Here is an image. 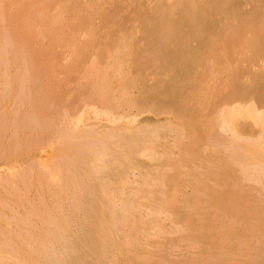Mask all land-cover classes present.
Listing matches in <instances>:
<instances>
[{
    "label": "rangeland",
    "instance_id": "rangeland-1",
    "mask_svg": "<svg viewBox=\"0 0 264 264\" xmlns=\"http://www.w3.org/2000/svg\"><path fill=\"white\" fill-rule=\"evenodd\" d=\"M31 2L0 0V264H264V168L218 118L264 134V0Z\"/></svg>",
    "mask_w": 264,
    "mask_h": 264
},
{
    "label": "bare ground",
    "instance_id": "bare-ground-1",
    "mask_svg": "<svg viewBox=\"0 0 264 264\" xmlns=\"http://www.w3.org/2000/svg\"><path fill=\"white\" fill-rule=\"evenodd\" d=\"M20 2H21V7L20 8H22V9H25V8H27V9H30L31 7H35L36 5L35 4H33L32 2H31V0H19ZM35 3V2H34ZM9 5V4H8ZM43 5V4H42ZM19 6H20V4H19ZM44 6V5H43ZM5 7V6H4ZM37 7V6H36ZM45 9V8H44ZM2 10V9H1ZM30 11V10H29ZM52 11V10H51ZM52 13V12H51ZM13 15H15V14H13ZM39 15V14H38ZM57 15V14H56ZM20 16V15H19ZM24 17H25V15H23ZM55 16V15H54ZM4 17V16H3ZM2 17V18H3ZM5 20V19H4ZM44 22V21H43ZM63 22V21H62ZM8 23V22H7ZM12 23H14V21L12 22ZM16 23V22H15ZM58 23V19L56 18V17H47L46 18V21L43 23V24H45V27H46V29H47V31H49V29H51L54 25H56ZM64 23V22H63ZM18 24V23H17ZM10 25V24H9ZM34 25V24H33ZM16 28V27H15ZM45 29V30H46ZM33 31V30H32ZM46 32V31H45ZM39 33V32H38ZM19 34V33H18ZM41 35V34H40ZM84 35V34H83ZM16 42V41H15ZM6 43H8V42H6ZM58 43V42H57ZM24 45V44H23ZM5 46V45H4ZM9 47V46H8ZM7 47V48H8ZM32 52V51H31ZM22 53V52H21ZM24 53V52H23ZM22 63H24V62H22ZM23 69V68H22ZM35 75V74H34ZM22 79V78H21ZM43 93V92H42ZM235 106V105H234ZM90 107H91V105H90ZM242 107V106H241ZM98 108V107H97ZM95 109V107L93 108L92 107V109L90 110H88V112H87V110H84L85 112V114H88L87 115V118L86 119H88V121H90V120H94V121H97L98 122V120L100 121V116H103V117H105V119H104V121H106V122H110L109 124H114L117 120V118L116 117H114V116H109L106 112H103V110L100 112L98 109ZM83 110V109H82ZM247 110V111H246ZM245 110V112H246V116L248 117V119H250L253 123L252 124H254V125H258V127H260V125H263L262 124V119H263V112H261V111H257V110H255V108H254V106L253 105H251L250 104V106L247 108ZM105 111V110H104ZM82 112V111H81ZM83 112H82V114H84ZM236 113V112H235ZM233 114H234V108H229V109H226V110H224V111H222L221 113H220V115H219V120H220V122H219V124H220V128L224 131V130H226V131H229V133H230V135H232V137H233V140H234V142H239V144H237V149L241 152V154H239L240 152L238 151L237 153L239 154V155H241V157H239V160H240V158H243L242 156H244V155H246V154H253L252 156H254V157H252L251 159H248V160H246L245 158H244V160H246V162L245 163H247L248 161L250 162V164H249V166H252V168H254V171H257L258 169H257V167H258V165L259 166H261L262 168H264V134H262L261 133V131L259 132V133H261L260 135H258V136H256V138H253V140H248L249 139V137H247L248 139V141L247 140H242L241 141V139H238L239 137H238V135H236V133H234V130H233ZM99 116V117H98ZM64 117V116H63ZM67 117V116H66ZM83 117H86V115H82V116H77V118L75 117L74 118V120L72 121V127H73V129H72V131H71V129H69L68 128V130L69 131H71V134H73L74 133V130L76 131V130H78V128H80V127H82V125H83V120L85 121L86 119H84ZM99 118L98 120L96 119V118ZM83 118V119H82ZM90 119V120H89ZM119 120V119H118ZM71 121V120H70ZM127 121V120H126ZM85 122H87V121H85ZM91 122V121H90ZM114 122V123H113ZM132 123V122H134L133 120L132 121H129V123ZM69 123V122H68ZM67 123V124H68ZM71 123V122H70ZM130 123V124H131ZM95 124H96V122H95ZM99 124H100V122H99ZM117 124V123H116ZM81 125V126H80ZM122 125V124H121ZM68 126L70 127V124H68ZM80 126V127H79ZM67 127V126H66ZM72 127H70V128H72ZM92 127V126H91ZM257 127V126H256ZM255 127V128H256ZM88 129V128H87ZM261 129V128H260ZM263 129V128H262ZM104 130V129H103ZM220 130V129H219ZM106 131H108V129L106 128ZM111 131V130H110ZM259 131V130H258ZM89 132V131H88ZM96 132V131H95ZM262 132H264V130L262 131ZM69 133V132H68ZM76 133H78V132H76ZM116 133V132H115ZM258 133V134H259ZM81 133H79V135H80ZM86 134H87V132H86ZM94 134V133H93ZM93 134H92V137L91 138H93L94 136H93ZM103 134V133H102ZM110 134V133H109ZM74 135L76 136V134L74 133ZM84 135H85V133H84ZM59 136V135H58ZM74 136V137H75ZM81 136H83L82 134H81ZM103 136H104V134H103ZM101 137L102 139H104V137ZM255 136V135H254ZM74 137H72V138H70L69 136H68V134H67V138L68 139H66L65 140V143H66V141H68L69 139H71L70 140V143L71 142H73L74 140L76 141V140H78L79 138L78 137H76V138H74ZM106 137H107V135H106ZM109 137V136H108ZM107 137V138H108ZM231 137V136H230ZM82 138V137H81ZM245 138V137H244ZM82 139H85L83 142H81V145H80V147H82L83 149H84V152H85V156H90L92 159H94L95 160V162L96 163H98V165H99V162H101L100 163V165H99V167H98V165H96V163H95V166H97V167H95V166H93V164L94 163H91V164H89L90 166H91V170L93 169V171L95 170V172H97V174L98 173H103V171H105V170H103V171H101L102 169V167H103V163L105 164L106 163V159H105V162H103L104 161V158H106V156L107 155H105L106 154V152H105V148H107V147H104V149L103 150H101V148L99 149V147L101 146H99L98 148H96L95 147V145L94 144H90V143H88V140H87V137H85V138H82ZM82 139H79L80 141L82 140ZM89 139V138H88ZM230 139H232V138H230ZM251 139V138H250ZM92 140V139H91ZM105 140H106V138H105ZM107 141V140H106ZM78 142V141H77ZM96 142H97V140H96ZM98 142H100V141H98ZM229 142H230V140H229ZM234 142H231L230 144H234ZM76 143V142H75ZM101 143H103V142H101ZM100 143V144H101ZM66 144H68V143H66ZM107 144V143H106ZM232 144V145H233ZM79 145H77V146H79ZM103 145H104V143H103ZM235 145V144H234ZM70 146V145H69ZM68 147V146H67ZM235 147V146H234ZM78 149H80V148H78ZM82 149V150H83ZM232 149V148H231ZM234 149V148H233ZM72 150V149H71ZM81 150V149H80ZM86 150V151H85ZM234 151H235V149H234ZM88 154H87V153ZM105 152V153H104ZM230 152V151H229ZM232 153H233V150H232ZM246 153V154H245ZM79 154V153H78ZM250 155H248V156H250ZM247 156V155H246ZM245 156V157H246ZM58 157V156H57ZM108 157V156H107ZM65 157H63V159H64ZM248 158H250V157H248ZM109 159V158H108ZM109 162V161H108ZM242 162H243V160H242ZM242 162H241V167H243L242 165L243 164H245V163H243L242 164ZM90 163V162H89ZM57 164V163H56ZM258 164V165H257ZM106 165V164H105ZM104 165V167H107V165L105 166ZM43 166V165H42ZM61 166V165H60ZM93 166V167H92ZM102 166V167H101ZM240 166V165H239ZM248 166V167H249ZM245 167V166H244ZM243 167V168H244ZM247 167V168H248ZM46 169H47V167H46ZM53 169H55V168H53ZM58 169V168H57ZM61 169V168H60ZM89 169H90V167H89ZM104 169V168H103ZM106 169V168H105ZM255 169H257V170H255ZM50 170V169H49ZM107 170V169H106ZM246 170V169H245ZM248 170V169H247ZM251 170V169H250ZM260 170H261V168H260ZM43 171V170H42ZM52 171H55V170H52ZM242 171V170H241ZM240 171V172H241ZM253 171V169L251 170V172H253V173H255ZM263 172H264V169L262 170ZM45 172H46V170H45ZM49 172V171H48ZM58 172V171H57ZM94 172V173H95ZM249 172V171H248ZM258 173H259V170L257 171ZM59 173H60V171H59ZM64 173V172H63ZM101 173H100V176H101ZM247 174V173H246ZM252 174V173H251ZM62 175V174H61ZM99 175V174H98ZM103 175H104V173H103ZM257 175V174H256ZM47 178L49 179V180H51L52 181V184H55L56 183V179H57V173H55V172H49L48 174H47ZM63 176H64V174H63ZM94 176V175H93ZM244 176V175H243ZM252 176V175H251ZM15 177V176H14ZM59 177V176H58ZM245 177V176H244ZM13 178V177H12ZM245 178H247V177H245ZM250 178V177H249ZM259 178V177H258ZM17 179H20V178H17ZM47 179V180H48ZM96 179V178H95ZM253 179V178H252ZM256 179H257V177H256ZM100 180V179H99ZM247 180V179H246ZM50 181V182H51ZM55 181V183H53ZM12 182V181H11ZM10 182V183H11ZM49 182V183H50ZM99 182V181H98ZM253 182V181H252ZM257 182V181H256ZM255 182V183H256ZM9 183V182H8ZM9 185V184H8ZM97 185H99V184H97ZM255 185H257V184H255ZM101 186V185H100ZM101 188V187H100ZM102 188H104L103 186H102ZM101 188V189H102ZM105 189V188H104ZM107 191V190H106ZM107 193V192H106ZM110 193V192H109ZM104 197V196H103ZM116 207V206H115ZM124 207V206H123ZM120 209H122V208H120Z\"/></svg>",
    "mask_w": 264,
    "mask_h": 264
}]
</instances>
